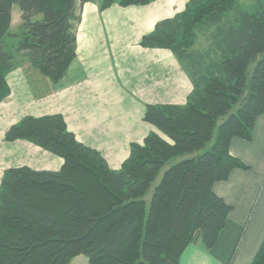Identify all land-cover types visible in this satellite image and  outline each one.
<instances>
[{"label":"trees","instance_id":"1","mask_svg":"<svg viewBox=\"0 0 264 264\" xmlns=\"http://www.w3.org/2000/svg\"><path fill=\"white\" fill-rule=\"evenodd\" d=\"M97 0H0V104L7 75L29 62L52 82L76 58L78 3ZM157 0H98L105 11ZM188 0L183 12L141 40L186 66L193 92L185 105H148L144 121L158 133L131 145L119 170L77 140L60 114L26 116L4 136L63 160L58 171L7 169L0 183V264H182L191 243L213 250L232 210L214 192L235 169L233 139L250 141L264 115V0ZM21 13L13 34V7ZM207 49H196L199 35ZM16 39L15 51L7 39ZM173 162L155 185L167 164ZM251 264H264V241Z\"/></svg>","mask_w":264,"mask_h":264},{"label":"crops","instance_id":"2","mask_svg":"<svg viewBox=\"0 0 264 264\" xmlns=\"http://www.w3.org/2000/svg\"><path fill=\"white\" fill-rule=\"evenodd\" d=\"M188 0H157L147 6L78 3L77 51L58 83L24 62L7 75L11 95L0 104V183L14 167L58 171L63 160L26 141H4L7 130L26 116L60 114L78 141L99 151L119 170L133 144L158 130L144 121L148 105H185L193 92L186 70L170 51L140 45L158 23L183 12ZM12 15V25L13 16ZM19 19L21 13L17 11ZM17 154V162L14 156ZM230 154L249 169H235L214 192L232 210L218 244L206 250L189 244L182 264H251L264 241V115L250 141L235 138Z\"/></svg>","mask_w":264,"mask_h":264},{"label":"rangeland","instance_id":"3","mask_svg":"<svg viewBox=\"0 0 264 264\" xmlns=\"http://www.w3.org/2000/svg\"><path fill=\"white\" fill-rule=\"evenodd\" d=\"M255 2V0H241V8L243 10H246V11H250L251 8H252V4ZM13 11H15L14 13V16H13V25H12V28H11V32H12V35L13 34H17L19 33V26H20V23H21V19H19V16H18V13L17 11L20 12L18 6H14L13 7ZM78 11V9H77ZM207 37L206 35H202L200 34L199 35V43H198V46L196 47V49H199V50H205L207 49ZM6 45H7V49L10 50V51H15L16 49V46H17V41L16 39H13V37H10L7 39V42H6ZM130 151H131V148H130ZM17 159V154H15L14 156V160ZM14 162H17V160H15ZM174 163L173 162H170L169 164L166 165V167L163 169V171L160 173V176L158 177V180L157 182L155 183V185L152 187V189L150 190L148 196H147V199L150 200L151 198V195H152V192H153V189L154 187L159 184V182L161 181V178L163 176V173L170 167L172 166ZM6 164H2L0 166V171L4 170L5 169V166ZM4 174V173H3ZM70 264H88V260L86 257L84 256H79L77 258H74Z\"/></svg>","mask_w":264,"mask_h":264}]
</instances>
